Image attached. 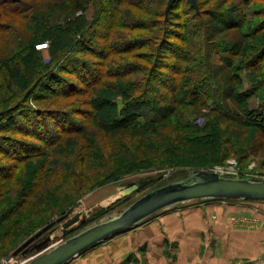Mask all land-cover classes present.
Instances as JSON below:
<instances>
[{"label":"trees","instance_id":"obj_1","mask_svg":"<svg viewBox=\"0 0 264 264\" xmlns=\"http://www.w3.org/2000/svg\"><path fill=\"white\" fill-rule=\"evenodd\" d=\"M158 1L162 8L149 14L159 15L160 19L123 15L129 8H149L145 1L104 0L90 9L95 0H52L32 6L27 13L24 12L26 0H0V8L9 15L27 13L26 34L13 32L11 45L7 47L10 52H0L3 54L0 55V156L13 161L7 164L0 160V182H4L0 186V207L9 206L0 213V235L8 236L12 232L10 224L20 226L29 214L37 216L56 207L58 197L51 192V176L55 180L73 177L76 159L63 158V163L58 159L55 166L39 156L46 159L50 151H62L68 137H78L74 141L80 159L78 166L86 165L90 158L100 160L99 165L112 170V176H107L119 179L138 166H128L123 171L117 170L118 166L131 164L137 157L126 158V152L121 151H127L128 144L123 142L118 147L110 143L112 138L122 130L132 129L143 136L160 134L167 139L164 125L182 106L198 112L199 108H209L211 116L217 115L220 122L248 124L264 133V95L258 96L259 105L252 106L247 101L246 107L245 98H256V89L239 91L227 84L237 79V67L263 69L264 35L259 32L264 30V13L261 10L254 13L263 14L255 27L245 32L242 28L250 22L248 6L264 0H227L230 4L226 8L212 5L213 0H197L195 4L191 0ZM99 23L104 31L94 28ZM118 28L151 31L156 36L149 39L139 33L141 36L122 37ZM93 37L103 40L100 48L94 46ZM45 40L49 41L47 61L37 48ZM151 44L155 47L149 48ZM83 54L94 58L88 59ZM239 57L242 60L237 63ZM39 88L41 91H37ZM229 99L241 103L244 119L232 112ZM64 100L69 104H64ZM42 103L49 107L41 106ZM181 116L182 122L178 120L176 126L179 138L165 147L162 145L163 148L159 144L154 146L158 148L156 152L178 151L176 147L182 143L206 147L208 142L223 148L220 132L210 135L211 132L204 131L211 126L209 120L194 124ZM99 135L106 137L105 142L111 146L107 155L103 141H98ZM148 141L151 144L152 140ZM143 142L136 144L145 147L143 155L149 160L151 156L146 141ZM175 158L168 157L158 164L187 166L196 162L191 158L190 161ZM14 169H18L19 175ZM25 169L28 175L23 176ZM80 171L84 173V168ZM15 178L21 187L19 198L11 204L2 189ZM147 184L139 185V191ZM122 198L125 197L116 202ZM71 210L69 207L43 224L42 220L30 222L32 228L40 226L33 234L49 224L53 227L59 217L69 215ZM23 212L24 216L19 218Z\"/></svg>","mask_w":264,"mask_h":264},{"label":"rangeland","instance_id":"obj_2","mask_svg":"<svg viewBox=\"0 0 264 264\" xmlns=\"http://www.w3.org/2000/svg\"><path fill=\"white\" fill-rule=\"evenodd\" d=\"M26 5L24 9H26L24 12L28 13V10L32 8V6H40L42 4H46L52 0H26ZM104 0H95L94 3L91 4V8H96L99 5L103 3ZM134 1H145L149 4V8H145L144 6H140L143 10H136L129 8L127 13H123L124 16H138V17H147L148 15L155 18L160 19L159 15L153 16L149 13L155 12L156 10L162 8L161 2L158 0H133ZM234 1V0H231ZM197 3V0H195ZM213 4H219L221 5V8H226L230 2L227 0H213ZM23 7V6H21ZM40 7H35V9H38ZM250 10L249 19L250 22L245 24L242 28V32H245L249 30L252 26L255 27L256 23L263 19L262 15L254 14L257 12L264 13V3H253L251 6H248ZM8 10V9H6ZM261 10V11H259ZM22 13H16V15H9L7 11L0 8V35H5L7 38H4L0 36V52L3 54H8L10 52V49L7 48L11 45L12 35L13 32L16 34L25 33L26 30L24 29V26L26 25L24 21L26 19V14ZM90 17V16H89ZM105 19V18H103ZM109 19V18H107ZM126 20V19H123ZM102 21V20H101ZM146 21V20H145ZM125 22V21H123ZM8 23V24H5ZM14 24L15 27H12L11 25ZM94 26V28L101 29L104 31V28L102 26ZM252 27V28H253ZM251 28V29H252ZM157 29V28H156ZM118 30L121 32L122 37L125 36H138L139 33H143L147 38H152L153 36H156L155 33H151V31H142V32H136L132 30H128L125 28H118ZM90 31L88 32L89 35ZM236 33V32H235ZM259 33L264 35V30L260 31ZM238 35V34H236ZM141 36V35H140ZM230 36V34H229ZM10 41V42H9ZM92 41L94 43V46L97 48H100V44L103 43V40L97 37H93ZM44 43L37 44V48H40L42 50V57L44 61L50 60V55L48 51V40L43 41ZM42 45V46H40ZM155 47V45L151 44L149 48ZM221 48V46H220ZM0 54V55H3ZM83 56L87 57L88 59H93V56H90L88 54ZM242 58L239 57L237 59V63H240ZM264 63H263V69H255L252 66H241L240 68H236L237 72V79L231 80L230 83L233 87H235L239 91H244L245 89L249 90V92L255 90L256 98L255 96L246 97L245 98V106L247 107V101L252 106H256L260 104L261 99L258 98L259 95H264ZM37 91H41L39 88ZM119 97V96H118ZM264 97V96H263ZM251 99V100H250ZM70 101L73 102V99ZM69 101V102H70ZM230 104V108L234 114H238L243 119L246 117V114L244 113L243 106H241V103L238 101H235L233 99H229L227 101ZM68 103L64 100V104ZM36 104V103H35ZM44 107H49L45 103H42ZM69 104V103H68ZM185 118V120H188L190 122H194V124L198 121H206L209 120V123L211 126L204 131L211 132L210 135H213L214 132H220L222 134L221 136V142L223 145V148H217L214 147L213 144L206 142V147H198L196 145H188L185 143H182L177 148L178 151H172L169 153H158L156 150L158 149L157 146L165 145L170 142L172 143L173 140H177L179 138V130L176 129L178 120L182 122V116ZM225 120V119H224ZM199 121V123L201 122ZM166 128V135L168 136L167 139H164V135L155 134L152 137L149 136H143L141 133L136 132L132 129L122 130L118 132L119 134L112 138L111 144H115L119 147L120 143H127L128 144V150H123L121 152H126L127 155L126 158L133 157L136 155L137 160L131 161V164H124L119 165L117 170H124L128 166H138L135 167V169L131 171H127L124 174L121 175L119 179H113L112 176V170L108 169V166L102 167L100 164V160L95 159H87L86 165L81 166L80 159H78V156L76 155L77 152L76 144L74 141H77L76 137H68L67 141H64L62 145V151L59 152V150H55L56 152L50 151L49 155L45 159L43 155L36 157L41 159H44L47 164H54L56 166V161L59 159L63 163V158L68 160L71 158L76 159V162L74 163L75 167V174L73 177H66L62 178L60 180H55L53 176H51V187H52V193L55 195V197H58L56 202V207L47 209V211H43L42 214H39L36 216L32 214L28 216V219L23 221V224H10V228L12 229V232L8 236L0 235V264H24L27 259L32 257L35 254L40 253L39 249H30L27 253L19 252L18 254H14L13 250L16 249L23 241L26 240L27 237H29L31 234H33L38 227H30V222H41L43 224L44 221H50L57 217L59 214L65 212L69 207H72L71 212L69 213V216L62 220L61 222L56 223L47 233L51 235V240L49 241L48 246L46 249L43 250H50L51 248L55 247L56 245L62 243L64 240H66L68 237L82 231L83 229L94 225L96 223H99L105 219L111 218L113 216H116L119 214L122 210H124L132 201H134L136 198L141 196L142 194L146 193L147 191L154 189L156 187H159L161 185H164L168 182L179 180L187 177L189 175V170L194 168H206V169H212V170H219L220 174L227 177H251L253 179H264V133L257 128L248 125V124H240L233 121H224L220 122L217 115L212 114L209 108H199L198 111H194L189 106H182L179 108L177 115H174L167 124L164 125ZM34 140L32 138H27ZM70 139V140H69ZM144 140V142H143ZM148 140H152L151 144H149ZM228 140V141H227ZM98 141H103L104 145V151L107 154H109V148L106 141V137L99 135ZM142 141L147 145V153L151 156V159H146L143 155V149L144 146L140 148L136 142ZM110 144V145H111ZM162 146V148H163ZM153 147V148H151ZM185 155H183V153ZM188 155H187V154ZM175 156H178L179 159L182 158H188V160L195 159L196 162H190L187 164V166L184 165H176V166H167V164H158L159 162H165L167 161L166 158L170 157L171 159H176ZM144 157V158H143ZM0 160L2 162L4 161L7 164H12L13 161L10 158H3L0 156ZM48 160V161H47ZM177 160V159H176ZM78 161V162H77ZM190 161V160H189ZM99 163V164H98ZM97 164V165H96ZM28 167L27 164H24ZM78 166V168H77ZM97 166V167H96ZM96 167V169H94ZM111 167H115V165H111ZM80 168H84V173L80 171ZM174 168H177L179 170H174ZM181 168H184L185 171L180 170ZM28 169V168H27ZM25 169L24 173H22L23 176L28 175V170ZM15 172H17L18 169H14ZM121 171V172H122ZM177 171V172H176ZM172 173V176H169ZM19 175V172H17ZM79 175L81 177L78 178ZM111 175V176H107ZM150 180V181H149ZM8 182V181H7ZM130 182H134L137 188L134 189V186H129ZM149 182V184H147ZM3 181L0 182V186L3 185ZM10 185L4 189H2V192L4 193V197H7L10 199L11 204L16 199L19 198V192H20V182L17 181V178L12 179L8 182ZM147 184L145 188L141 191H139L138 187L141 184ZM122 187V189H121ZM77 188H80V190H77ZM139 191V192H138ZM1 192V193H2ZM114 193V198L123 194L122 196L125 198H122V200L116 202L120 197L116 198L114 201L109 202H103L102 198H105L111 194ZM121 196V197H122ZM200 200H190L185 201L182 203L177 204L176 206L168 207L165 209H161L155 216L162 215V219L164 220L165 217L163 214L177 212V211H185L187 207H200L199 202ZM116 202V203H114ZM114 203V204H111ZM190 205V206H189ZM63 206V208H62ZM9 206L7 205L6 208ZM61 209L58 211V208ZM6 208L0 207V213L4 211ZM31 208V207H30ZM28 208V209H30ZM27 209V210H28ZM56 210V211H55ZM18 211V210H17ZM53 212V213H51ZM23 212L19 215V218L21 216H24ZM77 219L74 220L71 224H67V221L69 219H72L73 217H76ZM155 216H152L145 220L144 222H148L151 219H153ZM17 218V217H16ZM234 220V219H233ZM162 221V220H161ZM236 219L234 220V222ZM142 226V225H141ZM72 228V229H71ZM5 228L2 227L3 231ZM67 229V231H66ZM68 229H71L68 230ZM138 229V227L136 228ZM135 229V230H136ZM134 230V231H135ZM66 231V232H65ZM147 231V230H146ZM122 234V233H121ZM116 234L115 236L111 237L110 239H107L106 241H103L98 246H96L93 249H89L86 253L83 255L76 256L70 263L67 264H119L117 253L115 251L116 245L113 244V241L117 239L116 237L121 235ZM142 235L143 232H140V239L139 242H142ZM171 238H170V236ZM167 234L166 241L168 242V245L165 247L164 252L162 253V250L158 251V254H155L156 252H152V250L146 249V245L142 244L135 247L131 252H128L125 255V258L122 260V263L125 264H180L179 262V246L178 244V238L171 235V233ZM41 237V238H42ZM170 239V240H169ZM38 241V239L36 240ZM198 241V240H197ZM205 243L208 245V249L206 253L201 251L199 253V257H206L209 255L210 252L214 253V256H220V248L222 244L216 239L212 241L211 236L208 239H203ZM199 242V241H198ZM211 243V246H210ZM143 246L145 247V250H143ZM160 248V247H159ZM206 248V246H205ZM106 250V251H105ZM41 251V250H40ZM105 251V252H104ZM107 253V254H106ZM148 254V256H147ZM133 258H132V257ZM158 256V258H157ZM130 257V258H129ZM233 258V257H231ZM159 259V262L157 261ZM193 260V256H189V263ZM211 263V262H210ZM209 262L207 264H210ZM215 264V263H212ZM219 264V263H218ZM232 264H240V263H232ZM241 264H245V261L241 262Z\"/></svg>","mask_w":264,"mask_h":264},{"label":"crops","instance_id":"obj_3","mask_svg":"<svg viewBox=\"0 0 264 264\" xmlns=\"http://www.w3.org/2000/svg\"><path fill=\"white\" fill-rule=\"evenodd\" d=\"M197 202L200 207L191 206L183 212L163 214L167 215L164 220L162 215H157L138 225V229L134 227L120 233L113 241L119 264L128 252L142 244L146 245L147 252L152 250L158 254L162 250L163 253L169 233L178 238L180 264H241L243 261L245 264H264V201L210 198ZM140 232H143L142 242H139ZM210 236L212 241L216 239L222 244L220 256L210 252L206 257H199L203 249L204 253L208 249L202 240ZM189 256H193L190 263Z\"/></svg>","mask_w":264,"mask_h":264},{"label":"water","instance_id":"obj_4","mask_svg":"<svg viewBox=\"0 0 264 264\" xmlns=\"http://www.w3.org/2000/svg\"><path fill=\"white\" fill-rule=\"evenodd\" d=\"M191 1L195 4V0ZM169 176H172V173ZM134 185V182L129 183V186ZM137 186H134V189ZM210 198L264 201V179L227 177L220 174L218 170L194 168L189 170L187 177L168 182L142 194L116 216L83 229L50 250H43L46 249L52 237L47 233L41 239L38 238L51 229L52 224H49L25 240L14 254L27 253L35 248L39 249L40 253L27 259L24 264H67L76 256L116 234L137 227L143 220L161 209L185 201ZM68 216L63 215L56 221L61 222ZM76 219L77 216L69 219L67 224H71ZM71 229L68 230L71 231Z\"/></svg>","mask_w":264,"mask_h":264},{"label":"bare ground","instance_id":"obj_5","mask_svg":"<svg viewBox=\"0 0 264 264\" xmlns=\"http://www.w3.org/2000/svg\"><path fill=\"white\" fill-rule=\"evenodd\" d=\"M113 196H114V193L109 195V196H107V197H105V198H102L103 199L102 201L103 202H109L112 198H114Z\"/></svg>","mask_w":264,"mask_h":264},{"label":"built area","instance_id":"obj_6","mask_svg":"<svg viewBox=\"0 0 264 264\" xmlns=\"http://www.w3.org/2000/svg\"><path fill=\"white\" fill-rule=\"evenodd\" d=\"M40 46H42V45H40ZM217 170V169H216ZM219 171V170H218Z\"/></svg>","mask_w":264,"mask_h":264}]
</instances>
